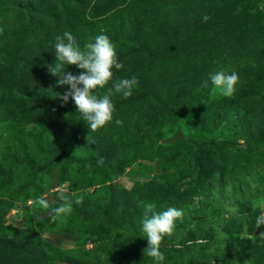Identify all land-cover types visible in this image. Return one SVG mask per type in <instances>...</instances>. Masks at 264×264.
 I'll use <instances>...</instances> for the list:
<instances>
[{
    "label": "rangeland",
    "instance_id": "1",
    "mask_svg": "<svg viewBox=\"0 0 264 264\" xmlns=\"http://www.w3.org/2000/svg\"><path fill=\"white\" fill-rule=\"evenodd\" d=\"M0 29V71L14 78L47 54L56 63L55 38L70 31L82 48L108 36L123 64L113 80L138 81L111 97L98 132L59 99L57 77L27 105L0 88V264H155L145 202L183 212L163 264H264V0H0ZM221 70L239 76L231 97L211 83ZM59 188L73 210L53 218Z\"/></svg>",
    "mask_w": 264,
    "mask_h": 264
},
{
    "label": "clouds",
    "instance_id": "2",
    "mask_svg": "<svg viewBox=\"0 0 264 264\" xmlns=\"http://www.w3.org/2000/svg\"><path fill=\"white\" fill-rule=\"evenodd\" d=\"M202 19L207 22L210 17L205 15ZM54 47L56 63L49 65L48 71L58 78L56 87L67 86L69 89L62 96L58 95L59 99L65 104L69 98L74 101L77 112L81 114L89 131L98 132L105 128L113 121L115 111L111 97L114 94H120L125 99L131 97L138 84L136 77L113 80V69L119 71L123 68V64L118 61L115 46L104 34L96 36L94 42L86 43L82 48L77 38L70 31H65L63 35L55 38ZM65 65L77 67L81 70V74L76 76L67 72ZM210 80L215 89L226 97L233 96L239 84V76L235 71L231 74L223 70L217 71L210 76ZM109 84L111 87L108 86ZM207 86L208 82L205 81L203 87ZM96 90H104V95L98 96L95 94ZM115 124L122 126L123 122L116 119ZM103 163L104 159L99 158L97 164L103 165ZM57 192L62 203L51 210V215L53 218L66 217L73 210V199L66 195L63 188L57 189ZM83 199L84 197L80 195L75 198L74 203L82 204ZM36 203L45 210L50 208L48 201L43 197L38 198ZM156 207L154 202H145L143 205L142 231L146 234L148 241L144 255L150 257L155 264H163L165 256L161 251L162 242L165 237L173 236L176 222L182 220L183 212L175 207L157 212ZM261 226H264V213L256 219L257 229ZM258 238L264 240V232H261ZM176 246L182 247L179 244Z\"/></svg>",
    "mask_w": 264,
    "mask_h": 264
},
{
    "label": "trees",
    "instance_id": "3",
    "mask_svg": "<svg viewBox=\"0 0 264 264\" xmlns=\"http://www.w3.org/2000/svg\"><path fill=\"white\" fill-rule=\"evenodd\" d=\"M52 55H54V53L45 55L44 57L39 59L28 71L17 78L13 77L11 69H3L2 71H0V88H8V90L15 89L14 91H16V94H19L20 96L23 95L28 98H25L27 105L30 99L34 97L37 92L41 91L44 83L49 78H54L48 71V66L55 64L52 60ZM176 93L178 96L182 95V91H177ZM25 113L26 108L22 110V114ZM26 167H31L32 170H37V167L32 165L31 163H27ZM76 212L84 218L90 217L87 211L84 209L76 208ZM5 247L15 248V243L7 241V245Z\"/></svg>",
    "mask_w": 264,
    "mask_h": 264
}]
</instances>
